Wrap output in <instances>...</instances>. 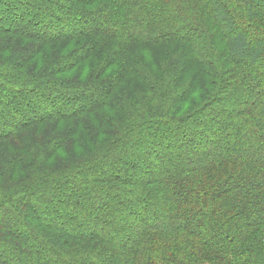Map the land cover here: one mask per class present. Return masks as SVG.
Wrapping results in <instances>:
<instances>
[{
	"label": "trees",
	"instance_id": "trees-1",
	"mask_svg": "<svg viewBox=\"0 0 264 264\" xmlns=\"http://www.w3.org/2000/svg\"><path fill=\"white\" fill-rule=\"evenodd\" d=\"M256 9L264 13L263 0H0V245L16 258L0 251V264H264V153L246 158L234 127L264 138ZM232 100L247 109L219 122L230 134L209 120L212 139L183 160L168 123L183 127L209 106L224 116ZM129 140L151 156L159 146L164 164L144 160L140 179L117 161L98 171ZM71 149L91 157L65 164ZM128 190L137 196L111 208L112 193ZM64 203L90 221L64 218ZM16 226L40 238L35 248Z\"/></svg>",
	"mask_w": 264,
	"mask_h": 264
},
{
	"label": "rangeland",
	"instance_id": "rangeland-1",
	"mask_svg": "<svg viewBox=\"0 0 264 264\" xmlns=\"http://www.w3.org/2000/svg\"><path fill=\"white\" fill-rule=\"evenodd\" d=\"M230 8L232 9L231 13L237 18V20H240L241 16L244 15L243 5L240 4V2H236V4H234L233 6L231 5ZM255 11H256V15L258 16L257 22L258 23L260 22L264 28V13H262V11L258 10V9H256ZM90 24H92V23H90ZM252 25H253V23L250 22V24L245 23L243 26H244L246 31L248 29L249 32H253L254 29L252 28L253 27ZM259 27H261V26L259 25ZM133 30H135V29H133ZM205 30H206V34H213V33H211L212 31L209 29V26L208 27L206 26ZM137 31H138V29L136 31H132V33H137ZM149 54L145 53V55H147L148 58L149 57L151 58L152 56H154L153 52L149 53ZM157 55H155L154 57H156ZM215 58L218 60L217 56ZM213 60H214V56L210 57L208 62L209 61L213 62ZM124 86H125V84H124ZM260 100H261V95H260L259 99L254 98V100H250L251 102H249V103H250L251 107H250L249 112L251 115L254 114V112L258 109L257 107L260 106ZM226 104L227 105H225V108L221 109V111H223L224 113L226 111H228L227 113L224 114V116L220 115L219 111H218V114H216V111L214 109L216 107H213V106L210 107L209 106V107H207L205 109L203 108V109L206 110V112L210 113V115H208V113L203 114L202 110H200V111H198L197 115L193 114L192 119L187 117L188 119H186L184 121L185 123H184L183 127H181L178 124L179 122H177V121H170L168 123V125H170L172 127L174 126V128L170 131L169 137L172 140V142H174L175 145H180V150L183 151V153H184V155L181 156L183 160L191 158V156H193L192 155L193 153L198 154V151L200 150V148L199 149L197 148L198 145L201 146V148H205L207 143H209V140L212 139V137L209 134H206L204 132V129H205V131H206V129H208L207 127H208L209 120L211 121V123H212V120L214 121V123H212V126H215V128L217 129L216 133L219 134L221 137H225L226 135L230 134V133H228L229 132L228 127L226 128L227 122L223 125L219 122L224 121L226 118H229L231 116V113H233V114L236 113V115H238V112H240L241 110L247 109L244 106L245 103L242 105V103L240 101H237V100H232L230 103H226ZM211 111L214 112V116L211 115ZM241 116L244 117V115H240L238 117H241ZM197 120L201 121L200 122L201 126H199V128L197 127V129H195L196 127L193 126V123L196 122ZM120 125L124 126V125H126V123L124 122ZM179 126H180V129H179ZM234 127H236V129L239 130V134H238L239 138L237 140V142H238L237 147L240 148V151L241 150L243 151L244 156L246 158H248L250 160H256L257 157H260L261 155H263V153H264V138L261 136H259V137L254 136L255 135V128H252L249 124L242 125V124H238V123ZM176 128H177V130H176ZM191 129H192V131H191ZM194 130H196V131L199 130V133L197 134ZM189 133H190V136L192 135L193 138H196L195 143H197V144L191 145V139L189 137ZM142 134H144V133H142ZM130 140L127 141L126 145L124 143L119 144L120 145L119 147H121V148L118 150L119 151L118 155H116V153L113 154L110 161L108 160L105 163H102V162L99 163V165L96 166L98 168V171L100 169L104 173V175H107L109 173L108 168L113 166V165H116L115 162L117 161V164H118L120 170H122V171L123 170H129V172H131L135 177H137V179H140L143 176L142 172L145 170V168L142 167L144 160H150V163L154 164V166H157V167H159V166L161 167L164 164L159 160L161 158V154L159 153V151H161V149L159 148V146H157V145L151 146V149L153 150V154L155 155L154 156L152 154V156H151V154H149L148 150H146V149L141 148L140 150H133L132 148H129V144L131 143ZM121 142H124L123 139L121 140ZM67 143H68V141H67ZM69 143L73 144L76 142H72L70 140ZM174 148L176 149L177 147L174 146L173 149ZM88 151L89 150L74 151L73 149H71V151L68 152L69 154H67L68 155L67 158H63L62 161L65 164H71V163L77 164L78 162L85 161V159L91 157V155L88 153ZM92 151H94V150H92ZM135 153H138V155H140V156H137V157L134 156ZM63 154H66V153H63ZM62 157H64V155H62ZM118 160H120V161H118ZM186 161H188V160H186ZM97 168L90 169V171L93 170V171H91V173H93V172L95 173ZM87 172H89V171H87ZM87 172H86V175L82 179V182H81L82 183L81 185L84 187L86 186L87 181L92 180ZM155 177H156V174L150 175V178L154 179ZM121 180L124 181V178L121 177ZM121 184H123V182ZM123 185H125V184H123ZM139 191L142 192V190L138 189V193H136V194L140 198H143L144 195L139 193ZM134 193L135 192H131L129 190H128V192H124V193L116 191V192L112 193V199L111 200H113V203L114 202L117 203L116 199H117V201L118 200L123 201L124 199H128L129 196L135 195ZM137 195H135V196H137ZM94 196H95V199L102 198L101 193H100V195H99V193L94 194ZM103 199L106 201L105 198H103ZM45 200H47L49 203L52 201V199H49L48 197H46ZM43 202H45V201L43 200L42 203ZM113 203H111V205H110L111 208H114V206L116 205L115 203L114 204ZM70 206L71 205L67 204V203H64L60 206L61 211H59V213L62 214V216H64V218L67 216L73 215L74 218L76 219V221H78L82 224H86L90 221V220L86 221L85 219H83L81 217V214H78L77 212L72 211ZM60 208H59V210H60ZM75 210H77V209H75ZM90 213L92 214V216L88 217V219H91L97 212L94 211V212H90ZM41 217L45 218L47 221H49V219H51V217H53V216L43 214ZM26 218L27 217H24L22 222L27 228L30 226V222L28 221V219L26 220ZM64 218H63V220H64ZM134 223L135 222L132 221V224H133L132 226L135 225ZM68 226H67V228H69ZM9 230H11L12 233H16V232L21 233L26 238H29V240H31L30 246L32 244V246L34 248H35V244H33L32 242L35 243V241L40 240L39 237H37V236L35 237L34 234H32V233H30V235L27 233H24L20 226H16L13 229L9 228ZM6 249H8V248H6V246L0 245V251L2 253V256L5 258V261H7V260H9V261L14 260L15 261L16 258H15V256H13L15 254V251L11 248L10 250H8L9 252H7V251H5ZM28 249L30 250L29 247H28ZM90 259L91 258H88L84 261H79V263L80 264H99L98 262L93 261V260L91 261ZM9 261H7V262H9ZM54 264H56L55 261H54Z\"/></svg>",
	"mask_w": 264,
	"mask_h": 264
}]
</instances>
